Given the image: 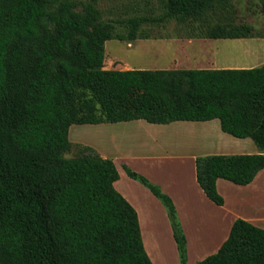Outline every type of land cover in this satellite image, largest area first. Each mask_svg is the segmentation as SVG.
Segmentation results:
<instances>
[{
  "label": "trees",
  "instance_id": "trees-1",
  "mask_svg": "<svg viewBox=\"0 0 264 264\" xmlns=\"http://www.w3.org/2000/svg\"><path fill=\"white\" fill-rule=\"evenodd\" d=\"M98 0H0V264H152L135 209L114 188L111 159L79 146L72 125L218 119L258 154L195 159L196 182L222 206L216 181L250 184L264 169V64L251 69L120 70L105 67L104 43L148 38V22L191 27L192 38L245 39L232 0H163L156 18L104 21ZM52 6V9L48 7ZM126 32L116 34L115 24ZM264 36V33L263 35ZM166 208L180 264L186 238L169 196L124 167ZM197 264H264V229L243 219Z\"/></svg>",
  "mask_w": 264,
  "mask_h": 264
},
{
  "label": "crops",
  "instance_id": "crops-1",
  "mask_svg": "<svg viewBox=\"0 0 264 264\" xmlns=\"http://www.w3.org/2000/svg\"><path fill=\"white\" fill-rule=\"evenodd\" d=\"M253 33L254 36L251 38H204L205 40L201 41V43L205 44L206 41L211 40H231L235 42L244 40L264 41V36L256 35L254 28ZM205 48H202L203 50H195V52L191 50L189 53L196 54V59L194 61V58L192 59L194 63L204 65L205 68L202 69H209V67H214V54L212 55L210 53L211 50L206 51ZM250 56H252L251 53L245 54V57ZM234 69H246V66L236 67ZM120 124H126V128L123 129L133 131L132 133L134 135L141 133V131L144 133V130H162L163 135L168 132V139H182L181 141H174L175 150L168 151L167 156L144 154L154 151V143L150 145L147 142L144 143L143 147H140L143 144L139 146L140 148L138 147L141 149L137 150L140 154L133 156L99 154L102 158L111 159L116 166L119 179L114 182V188L135 209L143 247L152 264H163L158 255V245L154 243V241L162 238L168 239L175 257L174 262L177 264L175 259L178 257V254L172 236V230L169 222L166 220L164 210L157 199L148 189L130 179L126 174L121 173L117 167L118 162H120L122 167L126 166L144 175L152 183L158 185L162 192L172 199L186 238L188 260L191 249H193L194 255L198 257L204 246L211 248V251L207 252L205 256H200L199 259L201 260L216 253L222 243L228 238L231 226L237 219H243L264 229V169L246 186H237L223 179H218L216 181V188L224 199L222 206L212 203L204 195L196 182L195 159L198 156L208 155L204 152L207 141L204 136V128H214L213 130H216L218 136L222 139H228V144L231 142L241 144L243 150L237 152L239 154L260 153L256 145L251 143L253 142L251 139H238L223 133L218 119L206 122L177 121L167 125L151 124L144 120H134L130 122L97 124L94 126L114 128L120 126ZM144 135L145 137L151 136L149 132ZM155 144H157L156 141ZM132 151L133 149H130V152ZM170 167L173 169L171 170ZM182 172L187 173L188 184L184 181ZM226 190L228 192L243 190L244 194L243 196L235 197V201L233 200L231 202L226 196ZM250 208L254 209L256 213L250 212ZM191 240L195 241V247L191 248Z\"/></svg>",
  "mask_w": 264,
  "mask_h": 264
},
{
  "label": "rangeland",
  "instance_id": "rangeland-1",
  "mask_svg": "<svg viewBox=\"0 0 264 264\" xmlns=\"http://www.w3.org/2000/svg\"><path fill=\"white\" fill-rule=\"evenodd\" d=\"M162 1L163 0H98L96 7L101 12L104 21L126 20L136 16L152 19L162 14ZM232 3L239 18L236 22L249 24L255 29L256 35H263L264 0H232ZM48 8L52 9L53 7L49 6ZM141 31L144 35H147L148 38L136 39L134 41L118 40L114 38L106 41L104 43L105 67L120 70L202 69L205 68L204 65H197L193 62L196 59V54H191L189 52L191 50L193 52H195V50H203L202 48L205 47L206 51L211 50L210 53H212V55L214 54V67H209V69H234L241 66H246V69H251L260 67L264 64V41L262 40H244L239 42L231 40H211L202 44L201 41H204V38H188V36L191 35V27L178 25L173 20L167 21L166 23H145L142 25ZM114 32L116 34H124L126 32L125 24L116 23ZM246 53H251L252 56L245 57ZM125 125L126 124H120V126H116L117 128L114 126H108L114 128H102L103 126L94 125L70 126L68 140L73 146L65 156L67 158L76 156L79 152L80 145L91 147L98 154L133 156L135 154H140L137 150H141L139 148L143 147L146 142L150 145L154 143L155 147H153L154 151L144 154L167 156L168 151L175 150L174 141L182 140L168 139V132L163 135L162 130L147 131L142 129L144 133L141 131V133H136L134 135L132 133L133 131L131 132L123 129L126 128ZM213 129L204 128L206 131L203 130L207 140L204 148L205 154H208L207 156L214 154H239L237 152L243 150L241 144L237 142L228 144V139H222L218 136L216 130ZM147 132L150 133V137H145L144 134H147ZM206 133H211V135ZM155 141L157 144H155ZM141 144L143 145L140 146ZM130 149H133V151L130 152ZM117 167L121 173L126 174L124 170L125 166L122 167L120 162L117 163ZM170 169L172 170L173 168L170 167ZM131 170L136 172L133 169ZM182 175L184 181L188 184L187 173L182 172ZM136 182L139 183L138 181ZM140 185L143 186L142 184ZM231 192L226 190V196L231 202L233 200L235 201V197L243 196L244 194L243 190ZM157 201L164 210L166 220L169 222L172 230L166 208L158 199ZM249 211L256 213L254 212L255 210L251 208ZM178 220L180 222L179 217ZM190 242L191 248L195 247V241L191 240ZM154 243L158 245V255L163 264H176V262H174L175 257L172 252V247L169 245L167 238L156 240ZM174 243L178 254L175 261H177V264H180L179 252L175 240ZM210 251L211 248L209 246H204L202 252L196 257L193 253V249H191L189 260L187 257L186 264H197L201 260L199 259L200 256H205V254Z\"/></svg>",
  "mask_w": 264,
  "mask_h": 264
},
{
  "label": "bare ground",
  "instance_id": "bare-ground-1",
  "mask_svg": "<svg viewBox=\"0 0 264 264\" xmlns=\"http://www.w3.org/2000/svg\"><path fill=\"white\" fill-rule=\"evenodd\" d=\"M204 131H206V130H204ZM210 131V130H209ZM208 132V131H207ZM213 132V131H212ZM206 134H209V133H206ZM209 135H211V133L209 134Z\"/></svg>",
  "mask_w": 264,
  "mask_h": 264
}]
</instances>
